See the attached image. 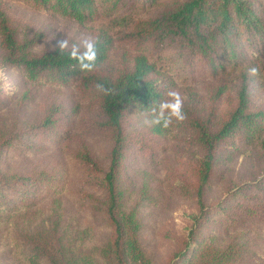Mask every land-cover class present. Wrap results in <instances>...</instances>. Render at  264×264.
Here are the masks:
<instances>
[{
    "label": "trees",
    "instance_id": "1",
    "mask_svg": "<svg viewBox=\"0 0 264 264\" xmlns=\"http://www.w3.org/2000/svg\"><path fill=\"white\" fill-rule=\"evenodd\" d=\"M14 1L63 36L41 47L49 27L0 0V223L22 260L159 264L143 232L176 199L188 226L161 264H264V0ZM84 39L91 71L69 56ZM172 90L185 119L146 123ZM52 149L67 162L41 158ZM65 189L107 228L101 242L66 221Z\"/></svg>",
    "mask_w": 264,
    "mask_h": 264
},
{
    "label": "rangeland",
    "instance_id": "2",
    "mask_svg": "<svg viewBox=\"0 0 264 264\" xmlns=\"http://www.w3.org/2000/svg\"><path fill=\"white\" fill-rule=\"evenodd\" d=\"M7 3L32 15L35 19L43 21L49 27L51 34L41 47H47L63 37L61 32V21L58 18L52 20L47 12L35 11L29 6L21 5L14 0H7ZM64 37L67 39L81 40L82 34L69 32ZM8 80L9 75H5L0 71V81ZM195 85L201 86L202 84L196 83ZM9 87V83L5 84V89H9ZM31 109L36 110V107L33 106ZM6 110L7 109H2L0 113H4ZM100 147L101 146H97L96 149H100ZM46 157L55 158L63 163L67 162L66 156L55 149H52L47 155L41 158L45 159ZM11 161L15 162V159H11ZM67 176L70 185L74 186L76 174L71 167H69ZM59 196L63 201V212L67 213L65 216L66 221L80 229H89L91 236L85 242L86 245L99 243L105 239L108 235L107 228L101 224H97L92 219L88 212L77 202L76 196L70 192L69 189H65ZM172 204H175L173 210H169V205L167 207L160 206V208H157V211L151 214L147 227L143 232L145 246L152 254L153 258L156 259V263L159 264L165 261L170 252L173 251V240L176 237H181L185 232V228L188 226V214L191 212L189 205H182V203L179 201L177 202L176 199H173ZM12 237L13 234L10 224L4 225L0 223V264H27L22 260L18 248L15 247L12 241ZM263 252L264 249H262L260 254L261 257H263Z\"/></svg>",
    "mask_w": 264,
    "mask_h": 264
},
{
    "label": "clouds",
    "instance_id": "3",
    "mask_svg": "<svg viewBox=\"0 0 264 264\" xmlns=\"http://www.w3.org/2000/svg\"><path fill=\"white\" fill-rule=\"evenodd\" d=\"M68 46L67 40L59 42V48L63 49ZM70 58L77 62L78 67L84 71H91L97 66V49L96 43L92 39H84L80 43H73L69 52ZM257 66H252L248 69L250 74L255 75L258 72ZM97 89L100 91H109L103 84L97 83ZM150 120L145 121L153 125H160L167 128L172 124L173 120L176 122L183 121L185 114L183 112V99L181 94L175 90L167 93V98L160 101L158 105L151 109Z\"/></svg>",
    "mask_w": 264,
    "mask_h": 264
}]
</instances>
